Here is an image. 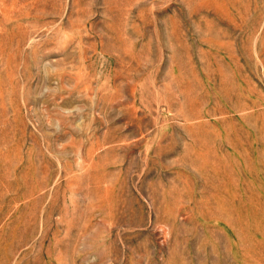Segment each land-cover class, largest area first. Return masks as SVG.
<instances>
[{
	"label": "rangeland",
	"instance_id": "rangeland-1",
	"mask_svg": "<svg viewBox=\"0 0 264 264\" xmlns=\"http://www.w3.org/2000/svg\"><path fill=\"white\" fill-rule=\"evenodd\" d=\"M0 264H264V0H0Z\"/></svg>",
	"mask_w": 264,
	"mask_h": 264
}]
</instances>
